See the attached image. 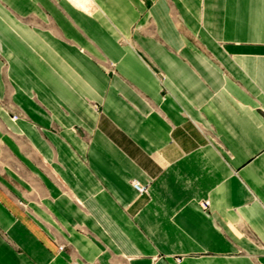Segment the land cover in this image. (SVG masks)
I'll use <instances>...</instances> for the list:
<instances>
[{"label":"crops","instance_id":"obj_1","mask_svg":"<svg viewBox=\"0 0 264 264\" xmlns=\"http://www.w3.org/2000/svg\"><path fill=\"white\" fill-rule=\"evenodd\" d=\"M0 264H264V0H0Z\"/></svg>","mask_w":264,"mask_h":264},{"label":"rangeland","instance_id":"obj_2","mask_svg":"<svg viewBox=\"0 0 264 264\" xmlns=\"http://www.w3.org/2000/svg\"><path fill=\"white\" fill-rule=\"evenodd\" d=\"M105 69H106V71L109 72L110 74H113V73L116 72L115 65H114L112 62L108 61V60L105 61ZM6 108H8V109L10 110L9 112L12 113V119H13L14 121L18 120V118H19V114H17L15 111H13L12 109H10V108L7 107V106H6ZM145 193H146V192H145ZM145 193H144V194H145ZM144 194H141V195L139 194V195H140V196H143ZM175 259H176V262H181L182 257H177V258H175Z\"/></svg>","mask_w":264,"mask_h":264},{"label":"built area","instance_id":"obj_3","mask_svg":"<svg viewBox=\"0 0 264 264\" xmlns=\"http://www.w3.org/2000/svg\"><path fill=\"white\" fill-rule=\"evenodd\" d=\"M132 184H133L134 189L138 192V194L141 195V194H144L146 192V187L145 186H142L140 183L133 182ZM201 206L203 208H207L209 206V203L208 202H203L201 204ZM60 249L62 250L63 247H60Z\"/></svg>","mask_w":264,"mask_h":264}]
</instances>
